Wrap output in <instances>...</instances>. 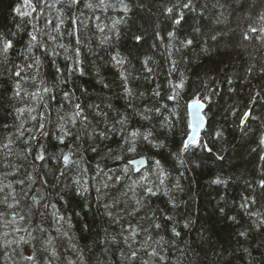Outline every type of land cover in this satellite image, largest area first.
I'll return each instance as SVG.
<instances>
[{
    "label": "trees",
    "instance_id": "trees-1",
    "mask_svg": "<svg viewBox=\"0 0 264 264\" xmlns=\"http://www.w3.org/2000/svg\"><path fill=\"white\" fill-rule=\"evenodd\" d=\"M262 139L264 0H0V264H264Z\"/></svg>",
    "mask_w": 264,
    "mask_h": 264
},
{
    "label": "water",
    "instance_id": "water-1",
    "mask_svg": "<svg viewBox=\"0 0 264 264\" xmlns=\"http://www.w3.org/2000/svg\"><path fill=\"white\" fill-rule=\"evenodd\" d=\"M186 110L189 118V132L183 143L185 149L197 144L207 125V118L205 115L206 104L203 101L192 100L188 102ZM69 158L70 154H66L64 161L67 162ZM128 162L134 168L136 173L141 171L147 165L146 158L143 156L132 158Z\"/></svg>",
    "mask_w": 264,
    "mask_h": 264
},
{
    "label": "snow or ice",
    "instance_id": "snow-or-ice-1",
    "mask_svg": "<svg viewBox=\"0 0 264 264\" xmlns=\"http://www.w3.org/2000/svg\"><path fill=\"white\" fill-rule=\"evenodd\" d=\"M26 2H27V0H26ZM253 31H255V29H252ZM33 39H35V37H33ZM137 39H139V37H137ZM190 43V42H189ZM10 46V45H9ZM245 116H247L248 115V113L246 112L245 114H244ZM261 143H264V139H262L261 140ZM43 157H38V159H42ZM262 183H264V182H262ZM150 191V190H149ZM242 235H243V233H242ZM133 255H135V253H133ZM27 259H32V257H28Z\"/></svg>",
    "mask_w": 264,
    "mask_h": 264
},
{
    "label": "bare ground",
    "instance_id": "bare-ground-1",
    "mask_svg": "<svg viewBox=\"0 0 264 264\" xmlns=\"http://www.w3.org/2000/svg\"><path fill=\"white\" fill-rule=\"evenodd\" d=\"M69 154V153H68Z\"/></svg>",
    "mask_w": 264,
    "mask_h": 264
}]
</instances>
